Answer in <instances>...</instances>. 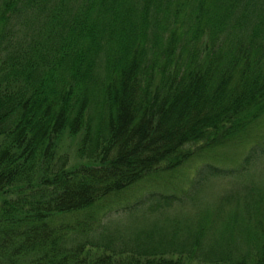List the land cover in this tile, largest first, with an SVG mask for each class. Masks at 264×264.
I'll return each instance as SVG.
<instances>
[{
  "label": "trees",
  "instance_id": "trees-1",
  "mask_svg": "<svg viewBox=\"0 0 264 264\" xmlns=\"http://www.w3.org/2000/svg\"><path fill=\"white\" fill-rule=\"evenodd\" d=\"M259 121L264 0H0V264H264V136L237 167L199 170L197 189L236 180L205 212L212 227L226 209V243L196 227L125 252L93 235L119 193Z\"/></svg>",
  "mask_w": 264,
  "mask_h": 264
},
{
  "label": "rangeland",
  "instance_id": "rangeland-1",
  "mask_svg": "<svg viewBox=\"0 0 264 264\" xmlns=\"http://www.w3.org/2000/svg\"><path fill=\"white\" fill-rule=\"evenodd\" d=\"M251 133L239 147H224L211 153L212 150L204 151L201 155L190 157L176 169L159 170L146 175L108 201L102 217L96 221L97 231L93 235L103 237L102 247L106 250L110 245L116 251L125 252L141 246L183 241L193 233L189 231L196 227L197 231L194 232L200 233L201 229H204L202 234L208 241H215V238L220 240L222 236V242L226 243V209L219 217L213 211L212 227L205 224V212L210 206L211 210H214L212 206L224 197L226 188L233 186L236 180L211 177L201 189H197L195 183L199 179V170L203 163L210 162L223 168L237 167L256 138L264 136V123H256ZM79 142L80 137H65L63 141L61 152L69 155L70 164L80 161L77 156ZM256 173L255 180L264 183V158ZM252 175L253 172H250L249 177ZM155 192L176 197L173 201H167L161 200L162 195H156L159 201L145 200L146 195ZM86 217L85 212H74L59 215L56 219L58 222L75 224Z\"/></svg>",
  "mask_w": 264,
  "mask_h": 264
}]
</instances>
